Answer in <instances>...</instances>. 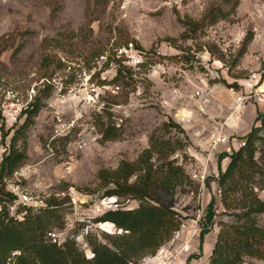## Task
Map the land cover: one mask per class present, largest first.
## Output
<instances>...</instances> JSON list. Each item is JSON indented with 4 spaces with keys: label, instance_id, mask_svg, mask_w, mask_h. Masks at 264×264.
Wrapping results in <instances>:
<instances>
[{
    "label": "rangeland",
    "instance_id": "obj_1",
    "mask_svg": "<svg viewBox=\"0 0 264 264\" xmlns=\"http://www.w3.org/2000/svg\"><path fill=\"white\" fill-rule=\"evenodd\" d=\"M225 1L129 0L123 8L122 0H0V39H13L0 53V158L11 133L23 122V107L45 83L50 86V96L42 100L27 132V163L3 179L5 191L15 196L18 188L30 199L29 206H23L15 196L6 204L9 215L22 220L24 209L37 212L49 197H69L70 202L60 206L63 229L52 233L57 245L74 240L85 258H92L91 243L108 244L110 237L126 233H105L95 219L121 206L127 210L138 206L133 200L103 197L97 174L115 169L121 161L136 160L149 148L152 135L170 141L175 151L168 158L190 181L185 180L174 195L163 188L157 191L158 199L180 215L181 225H196L200 232L206 207L215 200V225L204 238V242L212 240V249L218 224L235 223L241 197L252 192L264 199V178L253 170L255 164H263L259 152L264 149L263 130L252 162L242 158L238 189L229 192L230 207L224 205L225 190L217 183L229 158L214 156L203 185L190 175L191 170H203L213 131L209 128L223 119L214 96L230 85L239 87L237 82L253 72L264 71V0H238L233 10ZM214 7L229 10V16L194 33L184 26L186 21H200ZM45 39L51 40L50 45L42 47ZM129 43L140 50L129 53L123 79L115 82L119 68L112 53ZM45 55L52 59L46 72L41 69ZM108 115L119 136L103 142L99 128L109 123ZM169 121L183 132L173 127L164 130L163 123ZM157 158L152 160L154 168L160 163ZM256 220L264 223L261 215ZM199 232L186 263L199 254ZM243 261L264 264L250 257ZM203 263L208 264L206 257Z\"/></svg>",
    "mask_w": 264,
    "mask_h": 264
},
{
    "label": "trees",
    "instance_id": "obj_2",
    "mask_svg": "<svg viewBox=\"0 0 264 264\" xmlns=\"http://www.w3.org/2000/svg\"><path fill=\"white\" fill-rule=\"evenodd\" d=\"M225 2L231 4L229 10L235 9L238 4V0ZM229 10L214 7L200 21H186L183 24L194 33L198 27L214 25L226 19L229 16ZM10 37L9 41L0 39V53L11 42L12 36ZM50 42L51 40L45 39L41 46H49ZM135 48L140 50L137 46ZM21 49V45L16 47L13 56ZM112 57L119 68L113 80L120 82L126 66L123 64V59L116 57V51L112 53ZM49 60L52 59L47 55L41 60V69L44 72L48 70ZM3 68L6 67L3 65ZM40 92L23 107V122L11 133L9 145L5 148L0 162V264H137L141 259L154 257L164 245L171 241L181 225L180 215L158 199L157 191L163 188L174 195L176 188L182 186L185 180L190 182L183 170L174 165V160L168 158V153L175 151L170 141L155 135L149 139V148L143 150L136 160L121 161L115 169H101L98 172L97 180L99 186L104 189L103 197L116 198L125 202L133 200L138 203V206L130 210L123 209L121 206L116 210L106 211L95 219L96 222L111 223L126 233L110 237L108 244L91 243L92 258L86 259L74 240H67L62 245H57V242L53 243L48 238V234L54 229H63L64 221L59 213L60 206L63 203H69V197L65 196L61 199L49 197L45 201V207L37 212L30 208L24 209L26 214L22 220L9 215L6 204L12 203L16 198L5 191L3 179L13 175L28 161L27 132L43 106L42 100L50 96L49 84L45 83ZM108 116L109 123L102 124L99 128L103 142L115 140L119 136L118 130L110 123L111 116ZM256 122L259 125H254L248 134L239 138L245 141L244 147L232 150L230 154L225 152L226 154L219 155L220 160L230 159L226 169L219 170L217 179L218 186L225 190L223 200L226 208L233 202L229 192L238 189L237 179L243 164L242 158L247 157L252 162L254 154L259 151L257 150V142L260 140L258 133L260 130L264 131V117H258ZM170 127L183 132L179 125L171 121L163 123L164 130ZM9 134L10 132L4 133L2 139ZM63 140L67 142V137ZM19 142H21L20 145ZM259 152L263 164L262 166L255 164L253 170L254 174H260L264 178V149ZM155 155L158 156L157 161L160 163L154 168L152 160ZM227 200L228 203H225ZM237 202L241 212L235 214V223L218 224L219 231L208 264H243L244 257L264 261V223L261 224L256 220L257 216L264 217V199H259L256 194L250 192ZM214 208L215 200L212 198L206 207L204 223L198 234L199 254L190 256L188 260L199 258L204 238L215 225Z\"/></svg>",
    "mask_w": 264,
    "mask_h": 264
},
{
    "label": "built area",
    "instance_id": "obj_3",
    "mask_svg": "<svg viewBox=\"0 0 264 264\" xmlns=\"http://www.w3.org/2000/svg\"><path fill=\"white\" fill-rule=\"evenodd\" d=\"M129 0H122L123 8L128 4ZM122 17L125 18L126 14L122 13ZM136 48L133 47V43H129L123 48L116 49V57L123 59V64L128 61L129 53ZM137 50V49H136ZM140 54L142 52L138 51ZM140 64V63H138ZM239 87L230 85L226 88L227 93L232 99L231 114L237 109L244 107L248 104L264 103V71L253 72L251 76L245 81L237 82ZM245 141L239 140L234 136H228L224 133L222 126H217L209 134L207 141V149L203 170L196 173V171H190L191 178L198 180L202 185L206 180L207 174H209V167L215 155H220L222 152L230 154L232 150L244 147ZM196 158V157H194ZM0 158V162H1ZM197 159V158H196ZM17 196V203L23 206H29L28 195L22 193L17 188L13 192ZM219 193V191H218ZM220 196V193H219ZM110 200V199H109ZM116 210V209H115ZM105 213V212H104ZM99 229L108 234L120 233V229H117L113 224L108 222H101L98 224ZM192 228V230H191ZM111 231V233H109ZM196 225L189 228L185 225H181L180 230L175 233V237L171 239L166 245H164L154 257L159 258V264H185L187 254L193 248L192 243L194 237L198 233ZM49 237L53 243L56 241V234L49 233ZM180 241V244H177Z\"/></svg>",
    "mask_w": 264,
    "mask_h": 264
},
{
    "label": "crops",
    "instance_id": "obj_4",
    "mask_svg": "<svg viewBox=\"0 0 264 264\" xmlns=\"http://www.w3.org/2000/svg\"><path fill=\"white\" fill-rule=\"evenodd\" d=\"M214 98H216L217 102L219 103L217 105L219 114H217L223 118L217 124L218 126L223 127L224 133L228 136H234L237 138L245 136L250 132L254 125H258V122H256L257 118L260 116L264 117V103L248 104L230 114V109H232V99L227 91H219L218 96H214ZM218 115L213 114L212 116L216 117ZM216 127L217 126H213V128L209 129L214 130ZM195 143L204 146V142L199 139H196ZM212 246V240L203 242L199 258L192 259L188 263L185 261V264H204L203 258L205 257L207 258L208 263L209 255L207 256V254L211 253ZM158 257L144 259L141 264H159Z\"/></svg>",
    "mask_w": 264,
    "mask_h": 264
}]
</instances>
